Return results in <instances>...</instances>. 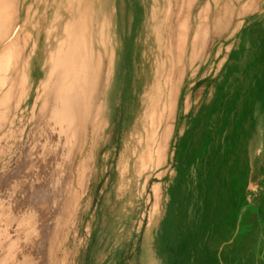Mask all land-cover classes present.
<instances>
[{
	"label": "rangeland",
	"instance_id": "1",
	"mask_svg": "<svg viewBox=\"0 0 264 264\" xmlns=\"http://www.w3.org/2000/svg\"><path fill=\"white\" fill-rule=\"evenodd\" d=\"M155 4L165 15L166 2ZM152 5L104 0L100 15L112 13L110 40L98 46L112 70L97 98L106 105L104 121L82 131L71 165L63 156L40 157V117L32 118L31 109L20 103L8 112L0 128L5 264H264V0H193L187 12L208 15L209 32L192 61L179 52L170 84L164 49H156L164 62L155 134L149 115L140 123L137 111L155 67L135 58L140 15L142 9L152 15ZM169 88L174 103L161 162L142 166L138 155L161 142ZM135 127L137 140L129 143ZM252 166L256 181L237 177Z\"/></svg>",
	"mask_w": 264,
	"mask_h": 264
},
{
	"label": "bare ground",
	"instance_id": "2",
	"mask_svg": "<svg viewBox=\"0 0 264 264\" xmlns=\"http://www.w3.org/2000/svg\"><path fill=\"white\" fill-rule=\"evenodd\" d=\"M157 1L153 0L151 8L153 14L148 16L144 14V19L142 18L141 20V39L138 40V48L135 52V58L141 65L146 62L149 54L151 55L150 52L153 55L149 63L151 62L155 67L154 80L144 86V90L142 88V93L146 95H142L137 107V111H140L138 119L140 123H143L142 117L146 115L151 118L150 123L152 124L153 134H155L162 118V115H159L158 108L161 101L159 81L163 77H161V72L158 74V70H160L162 62H164L153 51L157 49L160 54L162 49H164V57L169 66L165 69V71H168V74L165 75L167 77L166 83L170 84L172 82L171 71H173L177 61H180L179 64L181 63V54H184L179 52L187 53V58L192 61L198 56L202 42L206 41L207 33L209 32L208 15L197 14L198 16L194 17L187 12L193 0H184V3L180 1L182 4L179 3V0H164L167 4L164 9L165 15L157 14L158 8L155 4ZM171 1L173 2L171 3ZM187 2L190 3L188 5L189 8L185 9L184 5L188 4ZM42 3L47 7H54V11L68 9L70 15H38ZM94 3L95 0H0V128H3L5 120L8 119V112L11 108L17 107L21 103L24 105L23 111L26 109L30 111L31 109L32 118L40 117L35 131L36 133L39 132L40 135L39 146L41 152H38L40 157L43 156V158L47 159L51 155L63 156L70 165L75 154L73 150L78 141H80L79 137L82 131L86 130L89 125L94 127L104 121L101 116L106 105L105 103L98 104L97 98L104 91L112 71L106 65L104 66V53L98 51L99 45L106 47L107 41L110 40L111 17L109 18V15H92ZM171 4L176 7L170 6ZM202 7V10L206 11L208 3L205 2ZM182 10H186L187 13H185L188 15L185 13V15H179L178 13L180 11L182 13ZM147 11L148 9H146ZM42 36H44L43 42L41 41ZM149 40L152 41L153 45L149 44ZM47 49L49 51L46 58L43 57L42 60H39L38 55H41ZM34 56H38V61L35 65L36 70L40 66L38 75L34 77L35 81L32 80L33 77L31 75ZM45 66H48L47 71H45ZM179 74H182L181 71ZM175 81L177 83V79ZM175 81V88H173L176 91L177 84ZM168 93V102L165 106L168 110L165 115L161 142H159L158 146L156 145L155 152H152L151 147H148L144 154L138 155V161H141L142 166L148 165V162L153 159L157 163L161 162L164 146L162 139L167 138L165 134L170 128L169 120L174 103L172 89L169 88ZM136 131L137 127L133 128L131 135H127V139H130L127 140L129 143L137 140L136 136L135 138L133 137ZM80 172L82 173L83 171ZM2 184L4 183L2 182ZM1 198L3 197L1 196ZM11 212L12 215L15 214L13 210ZM31 219L28 220L30 221ZM12 220L11 222H13ZM20 223H23V221ZM20 225L18 224L17 226L20 227ZM7 229L10 230L12 228ZM28 233H31V231ZM3 247L1 248L5 250ZM12 254L10 253V255ZM10 255L8 254L7 256L9 259L12 257ZM6 260L0 259V264H5Z\"/></svg>",
	"mask_w": 264,
	"mask_h": 264
},
{
	"label": "crops",
	"instance_id": "3",
	"mask_svg": "<svg viewBox=\"0 0 264 264\" xmlns=\"http://www.w3.org/2000/svg\"><path fill=\"white\" fill-rule=\"evenodd\" d=\"M103 2H104V0H95V3H94V11H93V14L92 15H100V12H101L100 9L102 7ZM39 11L40 12H39L38 15H70L68 9H61L59 11H54V7H52V6L47 7L44 3L41 4V7H40V10ZM151 11H152V9H151ZM144 14H147L146 16L149 15L148 11L146 12V9H142V12H141V15H140L141 20H142V18L144 19V16H145ZM101 15H109V18H110L111 15H112V13L111 12H108V10H105L104 12H102ZM110 29H111V27H110ZM153 52H156V50H154ZM150 53H151V55L149 54V56L146 58V61L151 66V69L153 70L154 65L151 62H150L151 64L149 63L150 59L153 56L152 55V52H150ZM145 86H147V85H145ZM224 177H230V174H225ZM237 177H250V181L251 182L252 181H256L257 180L256 168L254 166H252V168L250 169V172H249L248 175H242L241 176V173H240V175H237ZM235 228L238 230L240 227L238 225V226H235Z\"/></svg>",
	"mask_w": 264,
	"mask_h": 264
}]
</instances>
